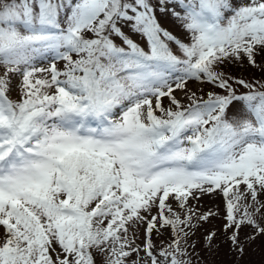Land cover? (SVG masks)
I'll use <instances>...</instances> for the list:
<instances>
[{"label": "snow or ice", "instance_id": "snow-or-ice-1", "mask_svg": "<svg viewBox=\"0 0 264 264\" xmlns=\"http://www.w3.org/2000/svg\"><path fill=\"white\" fill-rule=\"evenodd\" d=\"M258 56L264 0H0V264H192L216 213L188 201L215 191L242 255L264 236V81L220 67Z\"/></svg>", "mask_w": 264, "mask_h": 264}, {"label": "rangeland", "instance_id": "rangeland-1", "mask_svg": "<svg viewBox=\"0 0 264 264\" xmlns=\"http://www.w3.org/2000/svg\"><path fill=\"white\" fill-rule=\"evenodd\" d=\"M168 27L170 31L173 32L178 38L182 40H186L184 33L181 31L178 25L174 24L173 22H169L168 24L164 25ZM143 46V42L139 41ZM51 53L47 54L44 58V62L41 63L40 67H47L48 64L52 61ZM57 67H63V61H56ZM257 64L260 65L258 67L264 68V57H257ZM258 67H252L246 61L244 62H236V63H227L220 67L226 75L230 77H240V79H252V77L258 78L257 75L254 74V70ZM2 71V69H0ZM264 74V72H262ZM262 81V80H261ZM19 83V81H17ZM233 86L237 87L235 84ZM214 88L212 85L207 83L201 84L197 81L189 80L186 84L185 91L188 93L195 92L198 97H202L207 99V94L210 91H213ZM238 91L240 90L237 87ZM178 99L182 100L183 103L187 104V101L184 99L183 93L177 90L174 93ZM11 98L14 100L19 99V92H13ZM164 107H168V100L165 98L163 100ZM243 187V186H241ZM199 196L198 199H189L188 206L195 209L197 214L198 213H206V212H213L216 215L210 216V222L208 227L210 228V232H215L216 236L214 239V246L209 249L205 237L208 235L207 229L198 225L197 228L193 229L192 231L195 233L194 236H191L189 243L195 245V249H189L190 252L197 254L199 256L195 257V261L198 260L201 256L205 258L203 259L201 264H248L253 263L260 264V259H263L264 264V236H257L253 241H246L244 252L243 254H238L237 252L233 251L230 246V242L227 240V236L223 231L224 226V214H225V203L222 194L219 191L212 192L210 194H197ZM264 198V197H262ZM169 203L172 204L173 208L176 211H179L177 207V202L173 200L171 197L169 198ZM155 214V210L153 212ZM195 222V218L193 219ZM252 231L251 229L245 228L242 233V239L244 236ZM0 232H3L1 230ZM206 233V234H205ZM129 238L135 239V243L138 245H142L144 243V226H136L131 227L129 231ZM171 232L170 230L161 229L160 233L153 232L152 234V242L156 248H160L165 246L171 240ZM201 239V240H200ZM200 240V242H199ZM197 249H202L206 254L199 253ZM141 256L144 254L141 253ZM135 253H133L132 259H135ZM103 257L99 254H96V264H101Z\"/></svg>", "mask_w": 264, "mask_h": 264}, {"label": "trees", "instance_id": "trees-1", "mask_svg": "<svg viewBox=\"0 0 264 264\" xmlns=\"http://www.w3.org/2000/svg\"><path fill=\"white\" fill-rule=\"evenodd\" d=\"M255 72H254V74L255 75H257V77L258 78H255V77H252V79H244V78H242V79H244V80H247V81H249V82H253V83H255L256 81H264V74L262 73V72H264V68H262V67H258L257 69H255L254 70ZM228 76V75H227ZM233 78H236V79H240V77H233ZM235 87V86H234ZM238 87V86H237ZM257 87H258V85H257ZM239 88V87H238ZM240 90H244V89H242V88H239ZM260 90H264V89H260ZM194 223V222H193ZM194 233V232H193ZM195 234V233H194ZM194 234L193 235H191V236H194ZM201 240V239H200ZM200 240H199V242H200ZM195 249V248H194ZM198 251H199V253L201 252L202 253V255L203 254H206L205 252H204V250H202V249H197ZM201 253H200V255H201ZM196 256H199V255H197V254H194V253H192V264H201V262H202V260L203 259H200V258H205V257H200L198 260H194L195 259V257ZM248 264H255V262H253V263H248ZM260 264H263V259H260Z\"/></svg>", "mask_w": 264, "mask_h": 264}]
</instances>
